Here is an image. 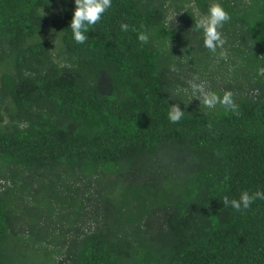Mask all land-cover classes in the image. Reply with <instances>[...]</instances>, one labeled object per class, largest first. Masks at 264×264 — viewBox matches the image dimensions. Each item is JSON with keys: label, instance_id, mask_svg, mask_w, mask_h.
<instances>
[{"label": "trees", "instance_id": "trees-1", "mask_svg": "<svg viewBox=\"0 0 264 264\" xmlns=\"http://www.w3.org/2000/svg\"><path fill=\"white\" fill-rule=\"evenodd\" d=\"M74 11L0 0V264H264V200L222 201L264 191V0H112L83 44Z\"/></svg>", "mask_w": 264, "mask_h": 264}, {"label": "clouds", "instance_id": "clouds-1", "mask_svg": "<svg viewBox=\"0 0 264 264\" xmlns=\"http://www.w3.org/2000/svg\"><path fill=\"white\" fill-rule=\"evenodd\" d=\"M75 11L70 22V29L73 34V39L78 44H83L87 41L90 26H94L101 21L103 14L112 6V0H74ZM43 13V9L41 10ZM45 15V13H44ZM43 15V16H44ZM231 19L229 13L219 3H213L209 6L208 13L202 15L195 21V28L203 32V44L210 52L216 53L217 49H224L226 38L222 35L220 29L225 23ZM122 31L127 32L130 25L122 23L120 25ZM135 31V29H132ZM138 40L142 44L148 43L147 34L141 32L138 35ZM223 56V51L221 52ZM172 71H176L175 66H171ZM264 73V69L260 70ZM198 76H194L190 80L189 86L191 89L192 97L199 100L206 108L215 109L217 105L224 107L227 110L239 115L238 105L234 102L233 93L225 91L221 97L215 92L209 91L204 82L197 83ZM259 90L254 89L251 93L253 97L259 96ZM184 116V111L181 110L178 104H172L168 110V119L172 123H178ZM208 128L211 129L212 125L209 123ZM256 200H264V191H257L249 193L243 191L239 199H229L227 196L222 198L224 207H231L236 211L247 210Z\"/></svg>", "mask_w": 264, "mask_h": 264}]
</instances>
